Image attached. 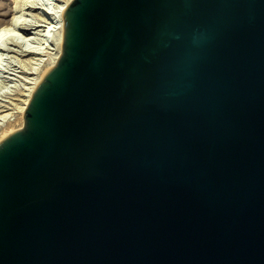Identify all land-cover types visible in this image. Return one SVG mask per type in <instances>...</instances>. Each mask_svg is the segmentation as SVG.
Returning a JSON list of instances; mask_svg holds the SVG:
<instances>
[{"label": "water", "instance_id": "95a60500", "mask_svg": "<svg viewBox=\"0 0 264 264\" xmlns=\"http://www.w3.org/2000/svg\"><path fill=\"white\" fill-rule=\"evenodd\" d=\"M0 139V264H264V0H72Z\"/></svg>", "mask_w": 264, "mask_h": 264}, {"label": "bare ground", "instance_id": "6f19581e", "mask_svg": "<svg viewBox=\"0 0 264 264\" xmlns=\"http://www.w3.org/2000/svg\"><path fill=\"white\" fill-rule=\"evenodd\" d=\"M30 1L36 2L35 4H39V7L35 5L28 9L21 3L19 4L20 0H14V11L11 10L14 12L13 16L10 20L0 24V62H2L1 55L3 54L1 51L6 49L22 55H30L27 58L29 59L27 62H30V71L28 72L30 76H26V86L22 87L21 93H17L19 97L14 98V101L18 102H10L12 108L16 109L13 111L10 104H8L10 108L9 106L6 108V105L3 106V104L0 108V139L13 131L14 124L22 118V113L38 80L60 55L64 23L60 11L72 0ZM25 8L28 9V12L25 11ZM35 9H39L38 15L33 13ZM25 16H29L35 22H29V17ZM8 109H12V111L6 112Z\"/></svg>", "mask_w": 264, "mask_h": 264}, {"label": "rangeland", "instance_id": "374dc122", "mask_svg": "<svg viewBox=\"0 0 264 264\" xmlns=\"http://www.w3.org/2000/svg\"><path fill=\"white\" fill-rule=\"evenodd\" d=\"M31 2L32 1L30 0H22V2L20 0L19 4L21 3V5H23L24 7L28 9L31 7H35V5L36 7H39V4H35L36 2L35 3L34 2L31 3ZM54 2H57V1L54 0ZM13 4H14V0H0V24L10 20L11 16H13L12 15L14 14V12H12L14 11ZM26 8H25V11L28 12V9ZM38 10L39 9H35L33 13L38 15ZM25 17H29V16H25ZM28 19H29V22L30 21L35 22L30 17ZM1 53L3 54L1 55L2 62H0V108H2V104L3 106L6 105V108L8 106L10 108V105H11V108H12L11 103L18 102L17 100L14 101V98L19 97L18 94L21 93V91H23L22 87L24 88L26 86V83H25V80L27 78L26 76L28 77L30 76V74H28V72L30 71L29 70L30 62H27L29 61V59L27 58H29L30 55H22L16 51L8 50V49L1 51ZM10 98H13V99H10ZM20 98H23V97H20ZM13 107L15 106L13 105ZM12 109L14 111L16 108L15 109L12 108ZM12 109H8L6 112L12 111ZM22 127H23V118H20L19 121H17L14 124L13 131L18 130Z\"/></svg>", "mask_w": 264, "mask_h": 264}]
</instances>
